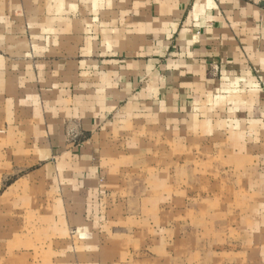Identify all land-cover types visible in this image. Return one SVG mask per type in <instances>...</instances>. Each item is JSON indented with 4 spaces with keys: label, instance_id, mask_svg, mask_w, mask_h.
<instances>
[{
    "label": "rangeland",
    "instance_id": "rangeland-1",
    "mask_svg": "<svg viewBox=\"0 0 264 264\" xmlns=\"http://www.w3.org/2000/svg\"><path fill=\"white\" fill-rule=\"evenodd\" d=\"M47 2L0 0V91L53 54L43 31H91ZM249 23L264 45V13ZM18 102L0 99V264H264V167L236 163L233 136L226 146L219 133L177 137L164 122L155 135L141 119L148 133L133 127L122 161L69 178L54 158L18 154L28 128L18 116L50 112L39 99Z\"/></svg>",
    "mask_w": 264,
    "mask_h": 264
},
{
    "label": "crops",
    "instance_id": "crops-1",
    "mask_svg": "<svg viewBox=\"0 0 264 264\" xmlns=\"http://www.w3.org/2000/svg\"><path fill=\"white\" fill-rule=\"evenodd\" d=\"M48 2L66 5L91 31H43L53 54L26 62L23 82L10 74L1 83L10 107L30 98L50 111L15 114L18 128L28 126L18 154L54 158L69 178L107 171L129 155L133 127L139 138L148 133L137 126L143 119L155 135L164 122L177 137L219 133L226 146L233 136L236 163L264 167V45L249 23L264 13V0Z\"/></svg>",
    "mask_w": 264,
    "mask_h": 264
}]
</instances>
